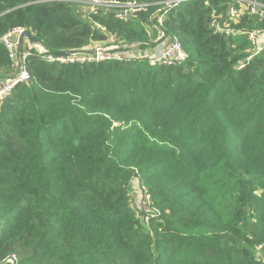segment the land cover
Instances as JSON below:
<instances>
[{
    "label": "trees",
    "instance_id": "1",
    "mask_svg": "<svg viewBox=\"0 0 264 264\" xmlns=\"http://www.w3.org/2000/svg\"><path fill=\"white\" fill-rule=\"evenodd\" d=\"M105 1L147 7L123 20L70 1L0 0V38L22 28L63 54L112 38L151 44L161 31L188 59L61 65L32 50L30 81L0 103V261L264 264V52L237 69L249 42L209 26L226 0L182 2L162 26L163 0ZM9 69L0 42V81ZM137 175L148 225L131 207Z\"/></svg>",
    "mask_w": 264,
    "mask_h": 264
},
{
    "label": "built area",
    "instance_id": "2",
    "mask_svg": "<svg viewBox=\"0 0 264 264\" xmlns=\"http://www.w3.org/2000/svg\"><path fill=\"white\" fill-rule=\"evenodd\" d=\"M75 3L78 7H82V15L97 16L101 10H116L115 18L126 20L127 17L134 11L146 10V5H139L135 2L119 3L116 1L105 0H63ZM190 0H163L159 3V15L156 17V22L162 26L165 14L171 9L177 7L182 2ZM227 7L225 17L221 14H216L213 11L210 28L215 34L234 36L242 34L250 44L248 56L245 61L240 62L237 69H243L253 56L264 52V30H247L240 31L230 28L231 24L236 25L244 16H254L259 21L264 20V0H226ZM95 27L103 32L104 27L95 23ZM25 30L15 28L0 38L10 61V75L0 81V103L4 101L20 84H27L30 81V75L26 70V61L32 54V50L46 63L61 65H84V64H102L109 62H132L135 61L130 57L121 56L122 51L112 47H102L90 49L86 51H74L63 54H52L40 44L31 45L26 39L23 45L19 48V37ZM164 35L159 31L157 37L160 41ZM188 59L187 53L183 50L180 42L175 38L167 41V44L158 51V56L146 61L152 66L171 67L185 62ZM148 219V218H147ZM0 264H18L16 256L10 255L0 261Z\"/></svg>",
    "mask_w": 264,
    "mask_h": 264
},
{
    "label": "rangeland",
    "instance_id": "3",
    "mask_svg": "<svg viewBox=\"0 0 264 264\" xmlns=\"http://www.w3.org/2000/svg\"><path fill=\"white\" fill-rule=\"evenodd\" d=\"M151 32V30H148ZM163 35L165 33H162ZM152 36L151 35L149 37ZM156 36H159V31L156 32ZM165 37V35H164ZM164 37L158 41V39L152 41L151 44H140V43H133L129 44L126 42H122L117 40L116 38H112L109 41H103V42H91L90 48L96 49V48H102V47H114L116 50H120L122 52L121 56L123 57H130L131 59L135 61H146L147 59H153L158 56V51L164 47L167 44V41L169 39H166L163 41ZM171 39V38H170ZM132 191H131V207L133 211L136 213L137 216H142V219L144 220V223L148 225V215L147 213L150 212V208L148 205L152 204L151 195L149 193V190L146 186H144L141 183L140 176L137 175L134 179V182L132 183ZM149 229V228H148ZM15 256V255H14Z\"/></svg>",
    "mask_w": 264,
    "mask_h": 264
},
{
    "label": "water",
    "instance_id": "4",
    "mask_svg": "<svg viewBox=\"0 0 264 264\" xmlns=\"http://www.w3.org/2000/svg\"><path fill=\"white\" fill-rule=\"evenodd\" d=\"M24 39H26L31 45H38L37 40L30 34L29 31L25 30L19 37V48L22 47Z\"/></svg>",
    "mask_w": 264,
    "mask_h": 264
}]
</instances>
